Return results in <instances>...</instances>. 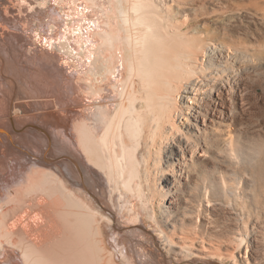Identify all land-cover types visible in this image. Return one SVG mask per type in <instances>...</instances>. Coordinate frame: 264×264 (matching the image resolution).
I'll return each mask as SVG.
<instances>
[{
    "label": "bare ground",
    "instance_id": "6f19581e",
    "mask_svg": "<svg viewBox=\"0 0 264 264\" xmlns=\"http://www.w3.org/2000/svg\"><path fill=\"white\" fill-rule=\"evenodd\" d=\"M200 1L0 0V264H264V0Z\"/></svg>",
    "mask_w": 264,
    "mask_h": 264
},
{
    "label": "rangeland",
    "instance_id": "374dc122",
    "mask_svg": "<svg viewBox=\"0 0 264 264\" xmlns=\"http://www.w3.org/2000/svg\"><path fill=\"white\" fill-rule=\"evenodd\" d=\"M249 3V0H201L199 3H197V5H187L185 8H192L194 10V15L196 14L195 16L202 20V23L205 24L206 29L211 27L210 30H212L210 32V35L218 34V32L223 33L226 30L235 36L251 35L252 33H256L255 30H257V28L253 23H251L249 15L256 14V10ZM195 24L196 23H194L193 25ZM208 25H210V27ZM63 27L62 29H64L65 31L67 29L66 25H64ZM258 28H260L261 30L264 29L262 26H259ZM257 82L259 83V81L255 79H247L243 81V84L241 83L240 85V90L238 89L236 93L239 99V103H237L238 106L236 105V111L239 112L238 117L240 120L242 119L245 122H254V124H251L250 127L258 126V119L256 114L259 113L260 107L264 105V89L263 92L260 91ZM262 88H264V86H262L261 89ZM241 96L243 97L241 98ZM242 102L245 106L242 107L243 109H245H242L243 111L240 110ZM161 154V163L156 166L157 169L155 173V179L158 188H161L163 190V188H165V186L167 185V181L170 182L172 180V175L174 174L172 172V168L169 167V163L172 162L170 150L168 148L164 149ZM159 191L161 190L159 189ZM261 231H264V229H262ZM263 233L262 237L264 236ZM197 264L203 263L198 262Z\"/></svg>",
    "mask_w": 264,
    "mask_h": 264
}]
</instances>
